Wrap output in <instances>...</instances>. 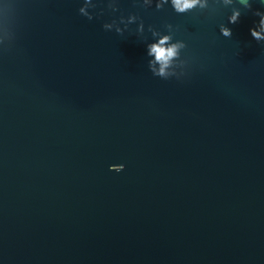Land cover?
Returning a JSON list of instances; mask_svg holds the SVG:
<instances>
[{
  "label": "water",
  "instance_id": "water-1",
  "mask_svg": "<svg viewBox=\"0 0 264 264\" xmlns=\"http://www.w3.org/2000/svg\"><path fill=\"white\" fill-rule=\"evenodd\" d=\"M201 3L0 0V264H264V3ZM129 13L144 34L103 30ZM166 23L179 80L147 67Z\"/></svg>",
  "mask_w": 264,
  "mask_h": 264
},
{
  "label": "clouds",
  "instance_id": "clouds-1",
  "mask_svg": "<svg viewBox=\"0 0 264 264\" xmlns=\"http://www.w3.org/2000/svg\"><path fill=\"white\" fill-rule=\"evenodd\" d=\"M227 3H231L232 0H226ZM155 3V10L160 11L164 6L170 5L172 10L177 14H185L190 12L197 6L203 8L204 3L201 0H133V6L147 10ZM236 3L240 4L244 9H251L250 0H236ZM264 3V0H262ZM119 0H106L104 7L98 9V3L94 0H80V7L77 9L79 15L86 17L89 21L96 18H100L105 12L116 13L119 11ZM93 10V11H90ZM98 9V10H97ZM253 15L259 17V22H254L253 26L249 28L251 37L256 42H264V12L256 10ZM241 11L239 8H234L231 14L228 16V24H236L239 22ZM136 24V33L144 34L145 25L143 19L134 13H129L127 17L120 15L118 18H113L109 22H104L102 28L105 31L114 30L115 33L123 35V33L129 30V25ZM121 25L123 27H121ZM164 29L167 34L149 25L147 31L154 38L152 42L146 43V55L150 59L147 61L148 70L152 76L158 77L163 80L175 77L180 79L186 75V69L189 65L188 58L181 57V51L186 49L187 45L183 40H173L174 28L172 24H164ZM219 32L225 38L232 37V30L224 24L219 25ZM158 37V39H155ZM157 65L159 67H157ZM182 69L177 73L175 68ZM124 169L123 164H114L109 166V171L121 172Z\"/></svg>",
  "mask_w": 264,
  "mask_h": 264
}]
</instances>
